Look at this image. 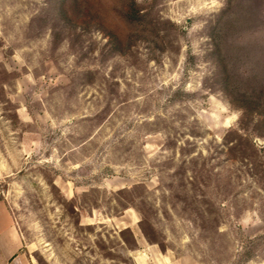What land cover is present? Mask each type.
<instances>
[{
	"label": "rangeland",
	"instance_id": "374dc122",
	"mask_svg": "<svg viewBox=\"0 0 264 264\" xmlns=\"http://www.w3.org/2000/svg\"><path fill=\"white\" fill-rule=\"evenodd\" d=\"M0 214V264H264V0H0Z\"/></svg>",
	"mask_w": 264,
	"mask_h": 264
},
{
	"label": "crops",
	"instance_id": "0c3cea01",
	"mask_svg": "<svg viewBox=\"0 0 264 264\" xmlns=\"http://www.w3.org/2000/svg\"><path fill=\"white\" fill-rule=\"evenodd\" d=\"M2 221L4 222V224H2ZM0 222H1L0 227L1 225L4 226V229L0 230V253L3 256L5 254L3 250L4 245L9 242H14L18 237H17L15 230L11 229L8 226L7 218L3 214H0ZM15 264H20V261L15 262Z\"/></svg>",
	"mask_w": 264,
	"mask_h": 264
}]
</instances>
